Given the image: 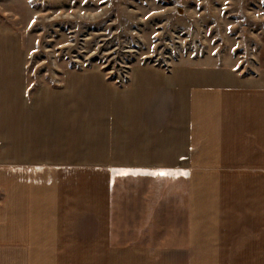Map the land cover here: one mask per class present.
<instances>
[{"label": "crops", "instance_id": "crops-1", "mask_svg": "<svg viewBox=\"0 0 264 264\" xmlns=\"http://www.w3.org/2000/svg\"><path fill=\"white\" fill-rule=\"evenodd\" d=\"M21 31L0 23V264H264L263 70L211 52L33 87Z\"/></svg>", "mask_w": 264, "mask_h": 264}, {"label": "rangeland", "instance_id": "rangeland-1", "mask_svg": "<svg viewBox=\"0 0 264 264\" xmlns=\"http://www.w3.org/2000/svg\"><path fill=\"white\" fill-rule=\"evenodd\" d=\"M15 8L17 15L0 16V23L19 27L29 43L32 85L36 72L40 85L50 84L40 73L46 71L62 86L67 71L118 70L127 62L131 74L137 66H152L147 60L161 41H181L179 26L202 32L203 56L229 57L245 73L264 71V0H47L38 8L24 0ZM203 56L190 54L171 70Z\"/></svg>", "mask_w": 264, "mask_h": 264}, {"label": "built area", "instance_id": "built-area-1", "mask_svg": "<svg viewBox=\"0 0 264 264\" xmlns=\"http://www.w3.org/2000/svg\"><path fill=\"white\" fill-rule=\"evenodd\" d=\"M33 1V5L35 8L42 7L47 4V0H31ZM176 12L178 15L185 14V11H182L179 13L178 9H176ZM184 12V13H183ZM39 20V19H38ZM181 28V29H180ZM180 36L181 41L177 42L176 45H173L171 41H161L159 50L157 53L152 54V56L147 60V63L158 67L161 69H164L166 71H170L171 68H173L174 62H179L182 60V58L188 57L190 54L195 55H204L206 53L205 48V40L204 35L199 29L196 28H190V27H180ZM203 37V38H202ZM39 58V57H38ZM41 58V57H40ZM60 60V58L58 59ZM41 61L45 62V56L42 54ZM88 64L93 63L92 59H89ZM118 70H103V72L106 74L107 78L110 80L115 81L118 84L124 85L128 82L130 78V68L131 66L129 63H120L118 64ZM38 72H36L37 81L33 84V87L40 83L41 78L37 75ZM43 77L47 78L49 80V83L53 86L59 85L60 82L56 81L57 76H52V72H40ZM58 75V74H57Z\"/></svg>", "mask_w": 264, "mask_h": 264}, {"label": "snow or ice", "instance_id": "snow-or-ice-1", "mask_svg": "<svg viewBox=\"0 0 264 264\" xmlns=\"http://www.w3.org/2000/svg\"><path fill=\"white\" fill-rule=\"evenodd\" d=\"M149 174L155 176H168V175H172L173 173L169 172L168 170H156ZM185 175H187V173H185Z\"/></svg>", "mask_w": 264, "mask_h": 264}]
</instances>
